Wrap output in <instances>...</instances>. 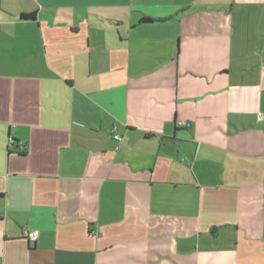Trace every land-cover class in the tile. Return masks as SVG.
Segmentation results:
<instances>
[{
    "label": "crops",
    "instance_id": "0c3cea01",
    "mask_svg": "<svg viewBox=\"0 0 264 264\" xmlns=\"http://www.w3.org/2000/svg\"><path fill=\"white\" fill-rule=\"evenodd\" d=\"M259 113L264 0H0V264H264Z\"/></svg>",
    "mask_w": 264,
    "mask_h": 264
},
{
    "label": "built area",
    "instance_id": "2783aa9c",
    "mask_svg": "<svg viewBox=\"0 0 264 264\" xmlns=\"http://www.w3.org/2000/svg\"><path fill=\"white\" fill-rule=\"evenodd\" d=\"M257 120L262 122L264 121V113H259L257 114ZM188 124H186L185 122H179L177 123V127L179 128H185L187 127ZM114 134V132H112ZM113 139L117 142H121L122 141V138L121 136L117 135V134H114L113 135ZM8 145L9 147H14L16 146V149L19 153H23L24 152V148L23 146L20 144V143H15L14 140L10 137H8ZM23 237L25 239H27L28 241H31V242H35L37 237H38V232L35 231V230H24L23 231Z\"/></svg>",
    "mask_w": 264,
    "mask_h": 264
},
{
    "label": "trees",
    "instance_id": "16d2710c",
    "mask_svg": "<svg viewBox=\"0 0 264 264\" xmlns=\"http://www.w3.org/2000/svg\"><path fill=\"white\" fill-rule=\"evenodd\" d=\"M19 19L22 21H34L35 20V13L20 14ZM141 21L146 22V21H151V20L142 19Z\"/></svg>",
    "mask_w": 264,
    "mask_h": 264
}]
</instances>
